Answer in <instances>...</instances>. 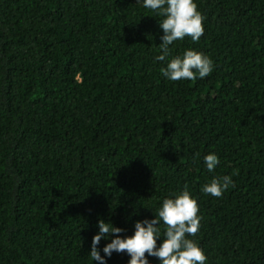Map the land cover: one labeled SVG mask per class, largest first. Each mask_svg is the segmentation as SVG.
<instances>
[{"label": "trees", "instance_id": "16d2710c", "mask_svg": "<svg viewBox=\"0 0 264 264\" xmlns=\"http://www.w3.org/2000/svg\"><path fill=\"white\" fill-rule=\"evenodd\" d=\"M194 2L204 33L169 59L192 48L213 71L171 81L143 0H0V264H99V219L131 236L185 184L205 264H264V0Z\"/></svg>", "mask_w": 264, "mask_h": 264}, {"label": "clouds", "instance_id": "9594fccd", "mask_svg": "<svg viewBox=\"0 0 264 264\" xmlns=\"http://www.w3.org/2000/svg\"><path fill=\"white\" fill-rule=\"evenodd\" d=\"M143 6L162 17L159 20L163 30L162 42L159 44L160 54L156 57L158 61H167L166 67L161 69L162 74L171 81L195 80L210 75L213 61L195 49L189 48L182 56L169 59V46L174 41L191 37L193 42H198L204 33V18L194 0H143ZM204 163L208 171L213 172L219 160L216 154L209 153L204 156ZM229 185H233L230 176H213L202 186L201 191L219 198ZM198 211L197 201L185 184L183 190L163 199L153 219L137 220L135 232L131 236L121 237L122 228L99 219V231L92 238L89 256L99 264H106L105 257H111L113 252H126L130 256L128 264H149L145 253L157 257L160 264H205L207 257L203 250L194 239L189 238L195 237L200 229ZM112 234L116 235L104 245V255H101L98 247L101 239H107ZM159 237H163V241L157 246Z\"/></svg>", "mask_w": 264, "mask_h": 264}]
</instances>
